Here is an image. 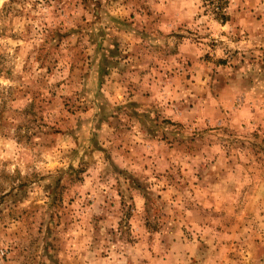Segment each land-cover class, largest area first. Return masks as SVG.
Returning <instances> with one entry per match:
<instances>
[{"label":"clouds","instance_id":"clouds-1","mask_svg":"<svg viewBox=\"0 0 264 264\" xmlns=\"http://www.w3.org/2000/svg\"><path fill=\"white\" fill-rule=\"evenodd\" d=\"M0 264H264V0H0Z\"/></svg>","mask_w":264,"mask_h":264}]
</instances>
